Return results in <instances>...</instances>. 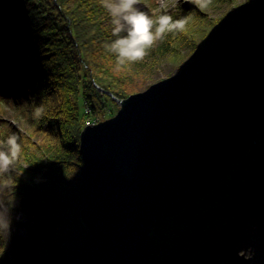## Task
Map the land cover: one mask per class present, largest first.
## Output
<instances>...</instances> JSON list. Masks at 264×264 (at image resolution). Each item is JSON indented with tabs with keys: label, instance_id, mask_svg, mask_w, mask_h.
I'll use <instances>...</instances> for the list:
<instances>
[{
	"label": "trees",
	"instance_id": "obj_1",
	"mask_svg": "<svg viewBox=\"0 0 264 264\" xmlns=\"http://www.w3.org/2000/svg\"><path fill=\"white\" fill-rule=\"evenodd\" d=\"M147 1L155 4L154 0ZM225 1L232 0H209L214 4ZM262 11L250 10L239 21ZM106 12L99 0H0V102L9 100L19 107L32 125L18 141L21 145L18 159L25 160L26 167H20L17 178L10 175L12 184L0 195V219L8 225L7 235L0 233V252L12 256L13 264H40V261L51 264L71 255L73 241L85 238L80 218L75 224L65 219L58 201L62 191L72 186L75 170L82 167L78 149L80 131L87 122L100 120L105 109L114 105L111 97L95 85L115 97L126 95L116 81L108 85L91 73L85 34L89 24L99 22ZM148 15L156 17L150 10ZM240 22L223 26L221 32L232 30ZM109 36L107 33L106 42ZM111 38V42L116 39L113 35ZM112 62L117 63L115 54ZM5 129L8 136L18 131L7 124L0 131L1 137ZM32 135L42 137V141L39 138L37 145L32 144L28 140ZM245 150L235 157L221 180L231 186L225 197L229 196V203H232L230 197L233 198L234 218L225 222V216H218L215 209L212 211L220 202L218 186L190 205L189 214L180 212L178 217L166 213L157 219L150 227L146 251L138 264H158L163 259L166 264H200L208 250L202 252V246L200 249L197 244L208 238H222L225 241L222 255L230 252L236 239L237 214L243 216L242 222L261 219L264 129ZM236 193L245 195L240 198V209ZM188 219H195L197 224L204 219L221 220L222 224H216L203 236L192 231L174 238V233L181 230V223ZM191 235L195 238L192 243L183 244L184 236ZM178 241L185 247L176 248L181 253L171 257L169 253L176 251L174 246Z\"/></svg>",
	"mask_w": 264,
	"mask_h": 264
},
{
	"label": "water",
	"instance_id": "obj_2",
	"mask_svg": "<svg viewBox=\"0 0 264 264\" xmlns=\"http://www.w3.org/2000/svg\"><path fill=\"white\" fill-rule=\"evenodd\" d=\"M80 131L83 245L64 264H138L151 225L210 191L264 129V11ZM261 161V159H260Z\"/></svg>",
	"mask_w": 264,
	"mask_h": 264
},
{
	"label": "rangeland",
	"instance_id": "obj_3",
	"mask_svg": "<svg viewBox=\"0 0 264 264\" xmlns=\"http://www.w3.org/2000/svg\"><path fill=\"white\" fill-rule=\"evenodd\" d=\"M154 3L155 4L152 5L151 2H148L147 0H140V7L142 10L147 13L149 10L156 13V17L153 18L154 20L157 19L159 15L167 12L174 20L186 18L187 22L183 28L166 33L165 36L149 50V54L142 61L125 63L123 65H119L118 63L113 64L112 55L114 54L106 48V45H108L107 43H110L112 39V25L110 23V16L108 12H106L104 17L99 22H96V24H89L88 27L90 28L88 29V33L85 34L87 38L86 43H88L86 50L88 51L89 62L92 64L91 73L101 77V81L108 85L113 84L115 83L114 81H116L118 83V87L121 88L119 90H124L126 94L121 98H125L132 93L143 91L152 83L165 77L177 74L194 58L210 50L216 43L218 37L224 33L221 32L222 27L233 24L235 21L240 22L239 19L242 17V14L247 13L250 10L256 11L257 9L264 11V0H232L217 4L208 2L206 5L202 4L201 0H178V2H176V0H166L168 6L165 9L160 7L159 0H154ZM198 11L200 13H198ZM185 13L186 16H184ZM242 22L238 23L237 26H239ZM107 33L110 36L107 38L106 42L105 39L107 37ZM3 92L7 95V92ZM117 109L118 106L114 102V105H110L107 109H105L100 117V121L112 117L116 113ZM0 120V131L8 124L10 127L18 130L17 132H10L9 135L15 133L18 138L22 135H26L29 128H32L29 121L30 118L25 116L19 110V107L7 100L0 102ZM88 124L90 123L87 122L86 125ZM5 131L2 137L0 135V141H6L8 133L7 131L5 133ZM36 137L32 135L28 140H30L32 144L34 143L37 145L39 143V138L42 141V137ZM253 155L254 154H252V156ZM25 162L26 161L23 159H18L13 164L10 173L12 178H17V175L19 174L18 170L21 169L20 167H26ZM81 169L82 167L80 166L75 170V173L73 174L74 182L72 186L70 189L68 187L67 190L62 191L58 201L59 205L63 206L62 212H65V219H71L73 224L77 223V219L80 218L79 184L81 181ZM223 176L215 187L217 188L219 186V189H221L220 194H218L220 202L214 206L212 211H214V209L216 211L224 210L228 207L229 196L225 197V195L231 189V186H229L227 181L223 183L221 182ZM66 185L68 184L66 183ZM221 191H223V195L221 194ZM208 192L209 191L206 193L204 192V195H207ZM236 194L238 195L239 193ZM230 199L233 201V198L230 197ZM195 203L196 202H191L179 211L165 210L159 218H162L166 213L177 214V216L180 212L189 214L192 208L190 205ZM233 206L234 209L232 212L234 214V210L236 209L235 203H233ZM262 214L263 213L261 212L259 215L260 218H262ZM236 216L239 218L240 215L237 214ZM263 222L264 219L253 218L244 222L240 230L236 232V241L231 251V255H227L220 262L216 261L215 258H217V256H214L210 259L208 264H264ZM220 227L221 226L218 228ZM84 230L86 231L84 234L86 237L87 229ZM185 232L186 230L181 231L178 229V231L174 233V238H177L180 234ZM194 239L195 238L192 235L188 238H185L184 236L182 243L189 244L192 243L191 241ZM77 241L78 240L73 241L72 243L74 244V246H72L74 251L72 249L70 250L72 252L71 255L80 249L85 241V238L79 240L78 242ZM177 243L174 246L175 249L179 247V250H183L185 246H181L179 241ZM208 243L209 246L207 247L206 245ZM216 245H223L221 238L219 240H214L212 237L201 242L200 245L197 244L200 249L202 246V252L205 248L214 250ZM250 248L253 250L254 256L252 259L248 260L245 257L247 255V250ZM191 251L194 253L195 249L192 248ZM178 253L181 252L176 249V251H171L169 254L173 257L174 254ZM205 254H207V252L203 254L202 258ZM159 256H163V254L161 255L159 253ZM66 258L67 257H62L58 260H54L51 264H64ZM207 258L209 259V257ZM207 258H203V264H207ZM154 260H156V258H154ZM163 260L158 264H166ZM39 263L45 264L42 261ZM0 264H13V257L3 255L0 252ZM200 264H202V262H200Z\"/></svg>",
	"mask_w": 264,
	"mask_h": 264
},
{
	"label": "clouds",
	"instance_id": "obj_4",
	"mask_svg": "<svg viewBox=\"0 0 264 264\" xmlns=\"http://www.w3.org/2000/svg\"><path fill=\"white\" fill-rule=\"evenodd\" d=\"M159 2L162 9L167 8L166 0ZM208 2L201 0L204 5ZM99 3L109 13L111 33L116 37L106 48L116 55L119 65L142 61L166 33L183 28L187 22L186 18L174 20L167 12L154 20L142 10L140 0H99ZM36 115L39 118L41 112L38 110ZM18 140V136L13 133L6 141H0V195L12 184L11 169L21 153ZM7 227L0 219V233L7 235ZM253 256V250L248 249L245 258L250 260Z\"/></svg>",
	"mask_w": 264,
	"mask_h": 264
},
{
	"label": "bare ground",
	"instance_id": "obj_5",
	"mask_svg": "<svg viewBox=\"0 0 264 264\" xmlns=\"http://www.w3.org/2000/svg\"><path fill=\"white\" fill-rule=\"evenodd\" d=\"M263 130V129H262ZM256 140V139H255ZM245 148L241 151V153H245ZM241 153H239L240 155H242ZM239 154H237V156L239 155ZM217 185V184H216ZM216 185L211 189V191H213L214 189H215V187H216ZM211 191H209L208 193H211ZM223 191H221V194L223 195L224 193H222ZM205 195L203 194V195H201L195 202H197V201H200V200H202L203 199V197H204ZM231 205H232V207H231V211H229V212H227L226 214H225V219H224V221L226 222V221H228V220H231V219H233L234 218V214H233V212H232V210H233V201H232V203H231ZM228 206H229V203H228ZM187 214V213H186ZM218 216H222L221 214H219L218 213ZM207 219H204V220H202V222L200 223V224H197L196 222H195V219H188V220H185L183 223H181V230H186V233H191L192 231H197V233L199 234V235H204V234H207V233H209L210 232V230L212 229V228H214L215 226H216V224H222L221 222V220L220 221H218V220H209V221H207ZM183 224V225H182ZM223 226V225H222Z\"/></svg>",
	"mask_w": 264,
	"mask_h": 264
},
{
	"label": "built area",
	"instance_id": "obj_6",
	"mask_svg": "<svg viewBox=\"0 0 264 264\" xmlns=\"http://www.w3.org/2000/svg\"><path fill=\"white\" fill-rule=\"evenodd\" d=\"M98 122H100V120L93 121V122H91L90 124L94 125V124H96V123H98Z\"/></svg>",
	"mask_w": 264,
	"mask_h": 264
}]
</instances>
